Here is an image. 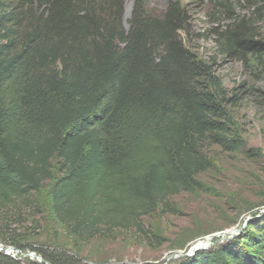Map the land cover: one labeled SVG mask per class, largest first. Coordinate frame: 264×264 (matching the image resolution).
<instances>
[{"label":"trees","instance_id":"obj_1","mask_svg":"<svg viewBox=\"0 0 264 264\" xmlns=\"http://www.w3.org/2000/svg\"><path fill=\"white\" fill-rule=\"evenodd\" d=\"M125 2L0 0V221L38 207L35 194L50 182L54 214L81 239L146 233L144 216L177 213L171 196L204 190L197 177L213 167L208 146L238 149L227 107L243 97L228 95L187 46L186 2L155 15L135 0L128 28ZM246 5L232 14L216 2L211 15L226 18H214L210 34L222 57L264 70V0ZM263 220L176 264H264ZM0 264L24 263L0 251Z\"/></svg>","mask_w":264,"mask_h":264},{"label":"rangeland","instance_id":"obj_2","mask_svg":"<svg viewBox=\"0 0 264 264\" xmlns=\"http://www.w3.org/2000/svg\"><path fill=\"white\" fill-rule=\"evenodd\" d=\"M145 1L149 12L158 15L172 0ZM184 1L191 18L190 35H183L187 46L214 67V74L228 95L236 89L243 97L238 105L227 107L232 130L240 137L238 149L208 146L206 153L213 167L197 177L204 190L171 196L169 202L177 213L161 207L144 216L146 233L136 229H101L99 235L81 239L54 214L48 182L35 194L38 207L23 206L7 221H0V244L13 248L0 251L24 264H48L39 254L44 250L64 252L79 264H176L186 257H170L187 252L194 243L232 230L236 231L234 236H217L210 240L209 248L235 241L252 229L253 218L264 219V70L255 59L247 64L222 57L210 34L213 19L226 18V13L211 15L216 2L226 3L232 14H241L246 12L247 0ZM134 2H125L126 28Z\"/></svg>","mask_w":264,"mask_h":264},{"label":"water","instance_id":"obj_3","mask_svg":"<svg viewBox=\"0 0 264 264\" xmlns=\"http://www.w3.org/2000/svg\"><path fill=\"white\" fill-rule=\"evenodd\" d=\"M235 230H232V231H227V232H220V233H216V234H212V235H210V236H208V237H206L204 240H200V242L201 241H206V240H208L209 242H210V240L211 239H213V238H215V237H217V236H220V235H226V234H228L229 235V237H232V236H234L235 235ZM199 242V241H198ZM209 248V244H204V245H202V244H200L199 246H194V247H191L187 252H185V253H180V252H178V253H176V254H174V255H172L171 257H170V259H174V258H177V257H189V256H193L197 251H200V250H205V249H208ZM4 249H8V250H13V248L12 247H7V248H5L3 245H2V247L0 248V250H4ZM169 259V260H170Z\"/></svg>","mask_w":264,"mask_h":264},{"label":"bare ground","instance_id":"obj_4","mask_svg":"<svg viewBox=\"0 0 264 264\" xmlns=\"http://www.w3.org/2000/svg\"><path fill=\"white\" fill-rule=\"evenodd\" d=\"M205 239V238H204ZM200 244H202V245H206V244H209V241L208 240H206V241H199V242H197V243H194L193 245H192V247H194V246H199ZM2 247V245L0 244V248Z\"/></svg>","mask_w":264,"mask_h":264}]
</instances>
